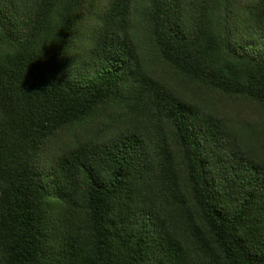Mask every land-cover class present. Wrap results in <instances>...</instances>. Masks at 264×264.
<instances>
[{"label": "trees", "instance_id": "obj_1", "mask_svg": "<svg viewBox=\"0 0 264 264\" xmlns=\"http://www.w3.org/2000/svg\"><path fill=\"white\" fill-rule=\"evenodd\" d=\"M0 264H264V0H0Z\"/></svg>", "mask_w": 264, "mask_h": 264}]
</instances>
